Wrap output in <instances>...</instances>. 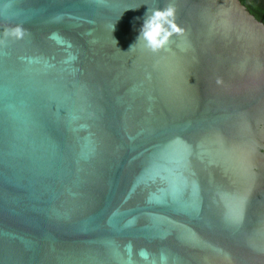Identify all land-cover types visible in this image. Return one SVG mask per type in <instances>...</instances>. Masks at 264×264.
I'll return each mask as SVG.
<instances>
[{"label":"water","instance_id":"obj_1","mask_svg":"<svg viewBox=\"0 0 264 264\" xmlns=\"http://www.w3.org/2000/svg\"><path fill=\"white\" fill-rule=\"evenodd\" d=\"M167 4L183 34L128 51ZM0 40V264H264V22L240 0H0Z\"/></svg>","mask_w":264,"mask_h":264},{"label":"clouds","instance_id":"obj_2","mask_svg":"<svg viewBox=\"0 0 264 264\" xmlns=\"http://www.w3.org/2000/svg\"><path fill=\"white\" fill-rule=\"evenodd\" d=\"M175 12V6L172 4L165 5L162 10L148 9L136 42L130 46L128 51L142 42L145 50L156 53L168 45L173 35H182L184 30L175 23ZM113 30L114 24L111 26V31ZM5 35L20 38L23 32L19 27H16L12 30L5 29ZM113 41L116 44L114 39Z\"/></svg>","mask_w":264,"mask_h":264},{"label":"snow or ice","instance_id":"obj_3","mask_svg":"<svg viewBox=\"0 0 264 264\" xmlns=\"http://www.w3.org/2000/svg\"><path fill=\"white\" fill-rule=\"evenodd\" d=\"M0 43H3V41L0 40ZM185 151L187 153L186 158L190 159L191 155L194 153L193 147L186 146ZM248 171H249V174H251V165H249ZM245 205H246V197L237 196V197L232 198L231 206L229 208V213H228V222L230 226H232L233 228H239L241 224L243 223ZM141 255L147 258L146 253L142 252ZM128 264H133L131 259L128 260Z\"/></svg>","mask_w":264,"mask_h":264},{"label":"trees","instance_id":"obj_4","mask_svg":"<svg viewBox=\"0 0 264 264\" xmlns=\"http://www.w3.org/2000/svg\"><path fill=\"white\" fill-rule=\"evenodd\" d=\"M254 16L264 22V0H240Z\"/></svg>","mask_w":264,"mask_h":264}]
</instances>
